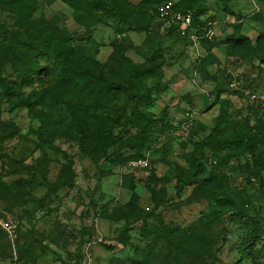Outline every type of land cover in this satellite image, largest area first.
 Instances as JSON below:
<instances>
[{"label": "rangeland", "instance_id": "374dc122", "mask_svg": "<svg viewBox=\"0 0 264 264\" xmlns=\"http://www.w3.org/2000/svg\"><path fill=\"white\" fill-rule=\"evenodd\" d=\"M79 1L84 9L63 0H0L1 74L16 80V66L35 61L24 52L6 54L3 37L27 39L51 26L59 37L88 38L77 42L70 61L53 52L40 63L56 62L54 76L78 69L92 78L100 63L104 79L82 80L98 88L124 82L161 50L155 73L127 83L150 90V98L105 86L96 96L59 87L37 101L52 90L53 72L15 85L18 96L0 88V264H264V170L252 175L235 158L216 169L208 153L196 173L188 161L194 143L216 125L229 137L253 134L257 150L264 149V0L153 4L197 8L202 21L215 23L205 39L169 28L142 9L144 0L121 2L115 12L107 0ZM237 36L245 39L232 40ZM28 101H37L36 117ZM73 104L87 107L78 115ZM157 116L167 124L145 140V121ZM114 120L120 138L111 142L100 127ZM149 140L146 165L107 160L119 151L137 156ZM213 207L222 220L210 216Z\"/></svg>", "mask_w": 264, "mask_h": 264}, {"label": "trees", "instance_id": "16d2710c", "mask_svg": "<svg viewBox=\"0 0 264 264\" xmlns=\"http://www.w3.org/2000/svg\"><path fill=\"white\" fill-rule=\"evenodd\" d=\"M66 3H68L70 6L76 8V9H84V6L81 4L79 0H63ZM127 0H107L108 8L112 10L113 12L119 11L115 9L117 5H119L121 2H125ZM157 0H144L142 3V9L146 10H153L154 14L157 18L160 19L159 13H158V6L161 4V2H158L155 7L153 4H155ZM163 3V2H162ZM89 5L93 6L95 5V2H90ZM100 6L99 3L96 4L95 7ZM174 8L176 10H180L183 12L191 11L193 13V21L192 25L190 27L192 28H198V37L201 39H205L206 36V30H204L202 27L206 26L208 21H202L200 19V16L202 13L197 10V8L193 9H184L180 6H175ZM121 12V11H120ZM148 13V11H146ZM169 28L176 29L179 28L176 25H170ZM54 29L51 26H44L42 31L39 30L38 33H34L31 31V34L28 36V38H23L20 35L16 34L15 32L9 33L7 36L3 37L2 39V47L5 50V53L10 54H16L17 52H24L25 54L29 55L32 54L35 57V61L31 62L30 64L22 67V66H16L15 73L18 75V79L12 80L10 76H3L0 72V88L3 89V93L6 96L14 97L18 96L19 92H17L14 89L15 85H29L35 80L43 79V75L48 74L50 72H53V80L52 82V90H47L44 93L39 94V97L37 96V101L44 100L46 95H48L50 92L56 90V88L59 87H74L77 88L83 92H87L88 94H91L92 96H96L99 92H101V88L104 86V90L108 91H120L128 95L130 98H138L140 100H148L150 98L151 91L145 90V91H135L133 88L129 87L127 83L142 78L144 76H147L149 74L155 73L158 69L159 63L161 59V50L155 51V53L147 59L146 63L144 65L138 66L134 68L129 76H127L124 80V82H109L104 83L100 85V88L92 85V81L89 80L85 83H83V79H104L101 77L103 75V66L100 63L96 62V65L101 72L99 76H96L95 78H92L89 74L84 73L83 71H80L78 69H74L72 72H67L63 76L56 75L54 76V70L57 68V63L54 62L52 66L48 65H42L40 63L41 58L48 57L51 58L53 52L55 54H62V52H65V57L69 59L70 61V55L72 52L75 51L74 46L77 44V42H80L82 40H86L88 36L85 33L82 34H72L69 36H58L54 33L52 30ZM57 39H60L61 44L56 41ZM244 37L237 36L232 37V40H244ZM40 58V59H39ZM103 90V91H104ZM37 101H28L26 102V106L29 108V112L31 116L36 117L37 111H36V104ZM73 107H70V109H77L78 115L87 107L86 105L78 104L77 107L75 104L72 105ZM168 113L165 111V116H167ZM42 117L41 115L39 118ZM96 123L94 119L86 121L87 124ZM121 122L119 120H114V122L105 127L103 131L100 127L101 134L104 135V137L107 139V141L115 142L117 141L120 136L114 135V127L116 124H120ZM167 124V119L165 117H154V118H148L145 121V125L143 127V135L145 136V140L148 136V131L158 125L164 126ZM257 139L254 137L253 134L246 135V136H235V137H229L225 134L223 127L221 125H216L212 131L208 134H206L203 138L199 139L197 142L194 143V149L193 152L188 157V161L191 167L192 171L199 172L204 167L203 160L205 158H208V153H213L215 159L214 162H216L215 168L219 169L223 164L230 163V160L232 158H235L238 163L236 164L237 167H240L243 171L249 172L252 175H259L264 170V149L257 150ZM153 143V140L147 141L146 145L143 149H138V155L134 156L132 154L128 155V151L126 153L119 151L116 154L112 153L110 156L107 157V160L110 163H116L120 160L126 161V160H138L139 158L146 157V152L151 148ZM140 150V152H139ZM160 149L152 150L153 152L158 153ZM225 153V154H224ZM122 161V162H123ZM131 162V161H130ZM212 174V173H211ZM222 198L219 200L221 201ZM224 204V203H222ZM212 213L210 216L214 219L222 220V215L218 213V210L213 207L211 210ZM220 212V211H219ZM241 221L244 222V219L241 218ZM250 239V238H249ZM247 239L245 242V247H248L252 241H249Z\"/></svg>", "mask_w": 264, "mask_h": 264}, {"label": "built area", "instance_id": "2783aa9c", "mask_svg": "<svg viewBox=\"0 0 264 264\" xmlns=\"http://www.w3.org/2000/svg\"><path fill=\"white\" fill-rule=\"evenodd\" d=\"M158 13L159 17L162 21H164L168 26L170 25H176L177 27L187 30L190 29L193 21V13L191 11H180L176 10L174 8V5L169 2H163L158 6ZM215 23L209 22L207 23L206 26L202 27L204 30H206V36L207 37H212L215 33ZM193 31V36L198 37V28H192ZM233 87H236L235 82L232 83ZM246 94L249 95L253 100L254 99H259V95L257 93L252 92L251 90H246ZM183 130L188 131V126H182ZM147 164V159H139V160H134L129 163L130 166L132 167H137L140 165H146ZM8 226V229H12L13 226L9 223H5Z\"/></svg>", "mask_w": 264, "mask_h": 264}]
</instances>
